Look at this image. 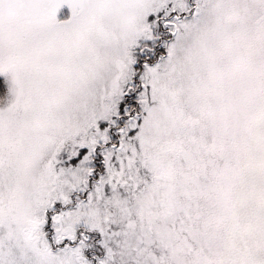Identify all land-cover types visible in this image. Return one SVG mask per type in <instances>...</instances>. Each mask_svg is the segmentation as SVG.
I'll use <instances>...</instances> for the list:
<instances>
[{
  "label": "snow or ice",
  "instance_id": "1",
  "mask_svg": "<svg viewBox=\"0 0 264 264\" xmlns=\"http://www.w3.org/2000/svg\"><path fill=\"white\" fill-rule=\"evenodd\" d=\"M0 264H264V0H0Z\"/></svg>",
  "mask_w": 264,
  "mask_h": 264
}]
</instances>
